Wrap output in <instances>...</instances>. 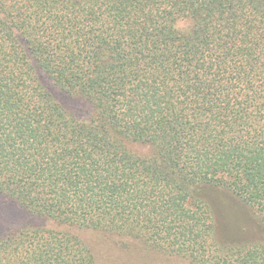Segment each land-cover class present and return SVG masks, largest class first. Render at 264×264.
Returning <instances> with one entry per match:
<instances>
[{
	"label": "trees",
	"instance_id": "trees-1",
	"mask_svg": "<svg viewBox=\"0 0 264 264\" xmlns=\"http://www.w3.org/2000/svg\"><path fill=\"white\" fill-rule=\"evenodd\" d=\"M210 187L263 236L218 232ZM0 194L42 222L0 264H98L79 229L264 264V0H0Z\"/></svg>",
	"mask_w": 264,
	"mask_h": 264
},
{
	"label": "rangeland",
	"instance_id": "rangeland-1",
	"mask_svg": "<svg viewBox=\"0 0 264 264\" xmlns=\"http://www.w3.org/2000/svg\"><path fill=\"white\" fill-rule=\"evenodd\" d=\"M48 86L68 109L78 116L83 114V106L76 98L64 95L49 84ZM205 195L211 201L218 232L221 234L223 231L227 232L226 238L232 241H248L255 236H263L260 234L261 216L246 205L241 198L219 187L208 188ZM27 222L42 223L38 218L31 217L25 210L17 206L16 202L0 194V235L18 224ZM47 225L53 226L54 224L49 222ZM77 233L91 243L95 255L98 257V264H133L134 262L187 264V261L182 258H169L165 254L148 250L142 244L128 240L123 236H112L91 229H79ZM97 242H105L106 248L101 250ZM125 242H128L130 247L127 246V243L125 245Z\"/></svg>",
	"mask_w": 264,
	"mask_h": 264
}]
</instances>
